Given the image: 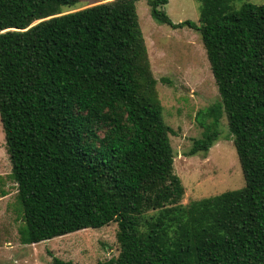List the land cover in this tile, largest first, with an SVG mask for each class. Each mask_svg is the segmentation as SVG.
<instances>
[{
  "label": "trees",
  "instance_id": "trees-1",
  "mask_svg": "<svg viewBox=\"0 0 264 264\" xmlns=\"http://www.w3.org/2000/svg\"><path fill=\"white\" fill-rule=\"evenodd\" d=\"M80 1L0 0V118L20 242L116 222L119 254L97 264H264V3L198 0L199 22L175 23L169 0H146L157 22L200 33L218 86L190 155L208 153L226 115L246 181L183 204L139 0L65 11Z\"/></svg>",
  "mask_w": 264,
  "mask_h": 264
},
{
  "label": "rangeland",
  "instance_id": "rangeland-1",
  "mask_svg": "<svg viewBox=\"0 0 264 264\" xmlns=\"http://www.w3.org/2000/svg\"><path fill=\"white\" fill-rule=\"evenodd\" d=\"M106 1L109 0H81L65 11ZM243 1L264 3V0ZM243 1L234 0V4L239 7ZM200 6L198 0H169L165 9L175 23L189 19L199 22ZM136 7L151 68L158 80L157 88L164 107L162 114L175 131L170 137L175 153L174 170L185 186L182 203L244 187L246 181L226 115L221 119L220 138L208 153L190 155L194 140L203 134L196 120L198 111L220 100L200 33L188 26L172 28L157 22L146 0L137 1ZM164 78L168 81H163ZM11 170L0 118V188L8 191L7 195L0 196V264H55V258L74 264H97L119 254L116 222L36 244L21 243L22 219L16 197L17 185L9 177Z\"/></svg>",
  "mask_w": 264,
  "mask_h": 264
}]
</instances>
